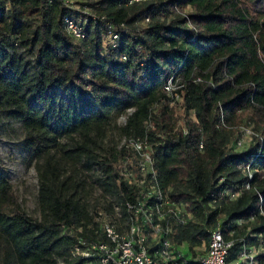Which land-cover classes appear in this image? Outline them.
<instances>
[{"label": "trees", "instance_id": "obj_1", "mask_svg": "<svg viewBox=\"0 0 264 264\" xmlns=\"http://www.w3.org/2000/svg\"><path fill=\"white\" fill-rule=\"evenodd\" d=\"M83 5L0 0V120L19 125L34 157L40 212L21 206L0 168V264H101L98 250L82 252L108 241L106 221L128 231L141 196L121 174L132 152L119 141L145 137L160 185L187 208L169 236L193 251L187 264H200L195 248L218 224L235 242L229 261L245 264L248 248L264 264V0ZM67 16L84 37L68 32ZM171 78L179 101L165 89ZM242 127L258 134L243 148ZM137 224L150 230L142 215Z\"/></svg>", "mask_w": 264, "mask_h": 264}, {"label": "built area", "instance_id": "obj_2", "mask_svg": "<svg viewBox=\"0 0 264 264\" xmlns=\"http://www.w3.org/2000/svg\"><path fill=\"white\" fill-rule=\"evenodd\" d=\"M48 1L52 2L53 0ZM62 1L73 11L87 12L85 5L80 10L76 9L73 0ZM80 22L81 20L76 17L67 16L65 18L68 32L76 38L84 37ZM117 39L116 33L111 32L108 35V41L113 45L116 44ZM165 89L176 100H181L176 92L178 86L173 78L169 80ZM241 130L243 135L237 139L236 144L243 148L249 145L258 134L248 127H242ZM184 132L186 133V130ZM123 145L129 148L132 153L125 158L121 166V174L129 184L135 185L141 194L135 204L129 205V208L135 211V216L131 218L130 229L123 233L118 231L115 224L106 221L103 230L108 241L92 243L82 254L91 257L92 252L98 250L101 264H171L176 260H181L178 264H187L184 251L181 248H175L169 239L174 227L186 220L188 215L186 206L175 203L171 199L169 191L164 190L160 185L155 168L153 147L146 137L125 139ZM199 148L201 150L204 148L202 141ZM242 169L250 179H253L254 170L251 165L244 166ZM244 187L250 189L251 185L246 183ZM240 193V191H232L228 194L231 199H236ZM147 201H151V206H146ZM261 212L264 214L263 210ZM139 215H142L145 223L149 225L148 232L137 224ZM83 243L85 244V242ZM234 245V239H226L221 225L218 224L211 231L206 254L197 260L200 264H239L236 261L228 260ZM151 248H154L153 252L150 250ZM257 253L258 251L255 252L254 249L244 248L241 259L245 264H258Z\"/></svg>", "mask_w": 264, "mask_h": 264}, {"label": "rangeland", "instance_id": "obj_3", "mask_svg": "<svg viewBox=\"0 0 264 264\" xmlns=\"http://www.w3.org/2000/svg\"><path fill=\"white\" fill-rule=\"evenodd\" d=\"M76 9H82L83 3L87 0H73ZM190 12L187 9L185 13ZM90 106L94 100L90 98ZM89 106V107H90ZM127 115L118 118L117 124H124ZM178 126L185 128V120L180 118ZM112 138V137H111ZM24 136L18 124L9 123L7 120H0V168L8 178L12 189L17 196L21 206L33 217L39 218L38 210V191L39 181L38 172L35 167V160L29 150L25 147ZM124 138L120 139L119 146H123ZM119 218V215H117ZM121 226H127L124 221ZM126 229V228H125ZM127 230V229H126ZM185 251L194 255L192 250L184 246ZM206 247L202 245L195 248L199 254L205 252ZM259 249H254L255 252Z\"/></svg>", "mask_w": 264, "mask_h": 264}, {"label": "crops", "instance_id": "obj_4", "mask_svg": "<svg viewBox=\"0 0 264 264\" xmlns=\"http://www.w3.org/2000/svg\"><path fill=\"white\" fill-rule=\"evenodd\" d=\"M181 249H182L183 251H185L184 246L181 247ZM207 250H208V247L205 249V252H204V253H201L199 256L201 257V256L205 255L206 252H207Z\"/></svg>", "mask_w": 264, "mask_h": 264}]
</instances>
